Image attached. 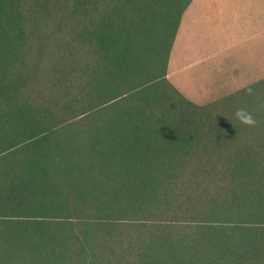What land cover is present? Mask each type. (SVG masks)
<instances>
[{"label":"trees","instance_id":"trees-1","mask_svg":"<svg viewBox=\"0 0 264 264\" xmlns=\"http://www.w3.org/2000/svg\"><path fill=\"white\" fill-rule=\"evenodd\" d=\"M191 1L0 0V264H64L55 245L44 253L59 240L43 236L64 218L63 192L79 219L141 232L120 264H264V119L233 143L245 123L231 110V128L205 129L209 102L167 75ZM55 12L69 39L43 88L27 59ZM238 92L251 107L257 93L263 109L249 112L264 117V77ZM96 232H72L80 254Z\"/></svg>","mask_w":264,"mask_h":264},{"label":"rangeland","instance_id":"rangeland-1","mask_svg":"<svg viewBox=\"0 0 264 264\" xmlns=\"http://www.w3.org/2000/svg\"><path fill=\"white\" fill-rule=\"evenodd\" d=\"M235 1V2H234ZM228 3L227 11L215 13L212 18L216 25H213L214 29L219 32H226L223 29H229L231 27L230 24H233V19L235 18L233 15H239L241 19L246 18V14L241 11H237V13H233V7L230 8L231 3H234L232 6H247L252 10L255 14V22L258 23L259 27L262 29L264 28V0H230ZM59 7H62V4H59ZM248 14V13H247ZM61 14L60 12H55L50 17L46 18L45 21L41 24V29L39 28V35L41 42L37 40V43L33 45V52L29 55L27 61L29 68L32 66L33 62H38V77L36 83L39 84L41 87L46 88L50 82H48L50 72L53 71V64L58 56V50L64 48L67 44H63L59 46L60 41H67L69 38V34H67V28L62 31L65 33L64 37L60 36L57 32V25L60 21ZM223 18L225 21H222ZM260 19V20H259ZM228 20V21H227ZM62 37V38H60ZM264 37L261 35L256 41H252L248 44H241L236 48H230L221 51L212 58L209 62L204 63L203 65L195 67L192 71H187L184 74L188 75L187 87L196 91L198 89L202 90L205 86H210L213 90H217L218 94L214 99L212 98L209 101L211 107H205L203 109V116L208 117L207 123L203 124L205 129L213 127L215 125V129L218 130H227L233 126V120L228 118L230 111L232 113L238 107L246 108L248 111H258L263 109V106L258 105V98L257 93H255L254 98V107H251L247 104L246 94H240L241 86L244 87L245 84H225L224 82L228 81L229 79H238L243 81V79L247 80L250 79V69L256 68L261 73L264 70ZM208 66L206 67V65ZM258 64V66H256ZM209 72H205L207 70ZM250 71V72H249ZM194 74L193 76H191ZM217 82L221 83L220 88H217ZM215 92V94L217 93ZM260 97V94H259ZM203 99V98H200ZM208 98H205V100ZM220 100V101H218ZM218 101V102H216ZM213 102H216L213 104ZM218 103V104H217ZM206 104V105H207ZM217 105V106H216ZM260 107V108H259ZM221 110H224V117L223 121H219L218 123L214 124V121H217V117L221 114ZM227 111V112H226ZM230 113V114H232ZM264 119V117L258 116L256 119L257 121L254 124H243L241 125L243 130L240 134L235 137L233 140L232 138L224 140V142L231 141L232 142L237 140V138H242L240 140L247 141L248 133L252 128H257L260 121ZM232 142H230L232 144ZM233 142V143H234ZM1 166V164H0ZM56 168H60L61 166L56 165ZM56 181L64 182L63 184L67 183V180L64 178L62 173L56 171ZM88 181V179L86 178ZM89 182V181H88ZM90 183V182H89ZM89 187V184L86 187ZM61 198H65L63 203V210L60 211L58 216L64 215V218L56 219L48 223L44 230L43 236H54L58 242L61 244H53L52 241L44 242L45 250L44 253L49 251L55 245L56 254L58 260H63L64 264L68 262V264H83V261L86 260V264H120V250L121 247L129 242V240L134 241V245L139 246L138 241V233L136 228L127 229V226L122 224V227H118L115 229L114 234L108 233V229L104 227L103 229L99 228L94 222H86L79 218V212L72 211L75 204L76 199L73 193L70 192H63L60 194ZM161 208H165V206L161 205ZM65 210V212H63ZM87 215V212L86 214ZM67 216L71 219L66 218ZM155 218V217H151ZM87 223V224H85ZM83 226H89L92 229L97 231L93 233L94 236L89 237V246L92 248V254L88 252L85 254H80L78 252V244L75 241L72 242L74 237L73 231H80V228ZM180 226H177L179 228ZM176 229V228H175ZM148 231H146L147 233ZM71 233V234H70ZM143 233V232H142ZM70 234V236H69ZM67 236V237H66ZM110 246H113L114 254L112 258L108 260L106 258L107 251ZM21 264H37L35 261L30 259V257L25 256L24 260L21 261ZM131 264H135V261H132Z\"/></svg>","mask_w":264,"mask_h":264},{"label":"crops","instance_id":"crops-1","mask_svg":"<svg viewBox=\"0 0 264 264\" xmlns=\"http://www.w3.org/2000/svg\"><path fill=\"white\" fill-rule=\"evenodd\" d=\"M227 2H230V0H192L182 15L170 51L167 73L169 79L182 93L197 103L211 101L212 98L214 99L217 96L218 92L210 86H205L202 90L198 89L196 91L190 89L186 84L188 75H185V72L192 71L195 67L209 62L223 50L233 49L241 44H248L252 41L255 42L261 35L264 37V28L262 29L255 22L254 18L256 16L254 12L247 6L237 5L234 7L232 6L234 3H231L230 6V8L233 7V13H237V11L244 12L246 18L241 19L239 15L234 14V23L230 24L231 27L223 29L226 30L224 33L222 30L217 32L213 27L216 23L212 16L215 13L227 11V8H229ZM222 21H225V19L223 18ZM250 71L248 82L246 79H243V81H241L242 79H229L224 83L231 82L228 84L248 85L264 77V70L260 73L254 67ZM205 72H209L208 69ZM217 84V88H220L221 83L217 82ZM215 92L217 93L215 94ZM205 98L208 99L205 100Z\"/></svg>","mask_w":264,"mask_h":264},{"label":"clouds","instance_id":"clouds-1","mask_svg":"<svg viewBox=\"0 0 264 264\" xmlns=\"http://www.w3.org/2000/svg\"><path fill=\"white\" fill-rule=\"evenodd\" d=\"M235 118L239 120L241 123L245 124H254L255 119L251 112H249L246 108L238 107L235 109L234 114Z\"/></svg>","mask_w":264,"mask_h":264}]
</instances>
